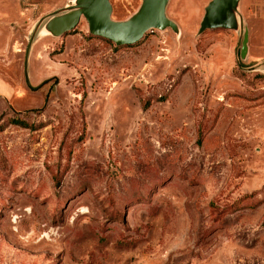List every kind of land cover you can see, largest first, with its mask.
I'll use <instances>...</instances> for the list:
<instances>
[{
    "label": "rangeland",
    "instance_id": "374dc122",
    "mask_svg": "<svg viewBox=\"0 0 264 264\" xmlns=\"http://www.w3.org/2000/svg\"><path fill=\"white\" fill-rule=\"evenodd\" d=\"M66 1L0 0V264H264V0L240 66L236 31L197 33L210 0H170L179 34L37 33L30 88Z\"/></svg>",
    "mask_w": 264,
    "mask_h": 264
},
{
    "label": "water",
    "instance_id": "95a60500",
    "mask_svg": "<svg viewBox=\"0 0 264 264\" xmlns=\"http://www.w3.org/2000/svg\"><path fill=\"white\" fill-rule=\"evenodd\" d=\"M170 0H141L137 10L123 20L111 17L109 0H67L66 4L38 19L31 30L24 56V79L30 87L27 73L28 56L34 37L44 33L60 37L74 29L83 18L90 34L107 39L117 46L131 45L143 38L151 30L170 28L179 34L178 25L166 14ZM240 0H210L197 30L198 34L208 29H228L238 33L235 50L237 63L246 58L248 32L244 29L243 18L239 12ZM31 88V87H30ZM35 88L34 90H36Z\"/></svg>",
    "mask_w": 264,
    "mask_h": 264
}]
</instances>
